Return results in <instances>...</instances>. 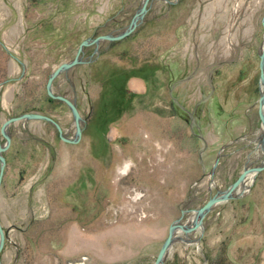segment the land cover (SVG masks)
Instances as JSON below:
<instances>
[{"label": "rangeland", "instance_id": "obj_1", "mask_svg": "<svg viewBox=\"0 0 264 264\" xmlns=\"http://www.w3.org/2000/svg\"><path fill=\"white\" fill-rule=\"evenodd\" d=\"M140 3L0 0V123L39 112L72 138L47 76L83 38L121 32ZM146 8L130 34L84 46L53 79L80 115L77 142L43 120L7 126L0 264H152L173 220L192 227L194 209L264 162V0ZM250 173L201 227L173 235L162 264H264V169Z\"/></svg>", "mask_w": 264, "mask_h": 264}, {"label": "water", "instance_id": "obj_2", "mask_svg": "<svg viewBox=\"0 0 264 264\" xmlns=\"http://www.w3.org/2000/svg\"><path fill=\"white\" fill-rule=\"evenodd\" d=\"M147 2H148V0H141L139 7L132 14V16L130 17V19L126 25V27L121 32H119L117 34H109V33L101 34V35H97L93 38H83L78 43L73 57L68 61L59 62L51 70V72L47 76L46 81H45V85H44L46 95L51 99H56V100L63 102L72 115V121H73V125H74V135L72 138H67L66 136H64L62 134V130H61L59 124L53 118H51L50 116H48L46 114H42L39 112H23V113L18 114L16 116L8 117L0 123V136L4 139V141L2 143H0V182H1V179L3 176V171H4V166H5V158H4L2 153L7 149V147L10 144V136L8 135V132H7V126L11 122H15V121L22 120V119L43 120L45 122L50 123L55 128L57 136L61 141L67 142V143H75L78 141L79 136H80V132H81V128H80V124H79L80 123V115L78 113L76 105L72 100H70L69 98H67L64 95L54 94L51 90L52 81L60 72L67 70L70 67H72L73 65L81 62L80 54L82 53V48L84 46H88L90 44L96 45L100 40H110V41L119 40V39L126 37L128 34H130L134 30L136 25L140 22L144 13L146 12ZM263 58H264V44H263V46L259 52V83H261V88L259 87V96L257 99V101H258L257 117H258V119L260 121V125L262 127L261 142H262V146L264 148V115L261 113L260 107H259L260 102L264 101V76H263L262 66H261V60ZM261 169H264V162L261 165H257V166L251 167V168H243L241 170V172L238 174V176L229 184V186L226 189L213 194L208 199H206L205 202L202 203L199 207L194 209V212L196 215V221L194 222V225L190 229H185V230L189 231V230L195 228L196 226H199V225L201 226L202 217L213 205H215L219 202L225 201V200L234 196L231 194V192L242 181L243 177L245 176V174L248 171H252L253 173H256V172L260 171ZM183 211L184 210L181 211V214ZM180 216L177 219L173 220L169 224L168 229H167V234H166L162 244L160 245L152 264H162L163 258L165 256L168 248L170 247L172 240H173L172 229L175 227V222L180 218ZM3 242H4V231H3L2 226L0 224V251H1L2 246H3Z\"/></svg>", "mask_w": 264, "mask_h": 264}, {"label": "bare ground", "instance_id": "obj_3", "mask_svg": "<svg viewBox=\"0 0 264 264\" xmlns=\"http://www.w3.org/2000/svg\"><path fill=\"white\" fill-rule=\"evenodd\" d=\"M262 48V47H261ZM261 50V49H260ZM261 66H262V72H263V67H264V58L261 60ZM259 87L261 88V83H259ZM263 106H264V101H261L260 102V104H259V107H260V111H261V113L264 115V111H263ZM250 172H252V171H248L246 174H245V176L243 177V179H242V181L237 185V187L236 188H234L233 189V191L231 192V194L232 195H239V194H241V193H235V194H233V192L243 183V181L245 180V178L247 177V176H249V175H253V174H251ZM254 176V175H253ZM248 187L249 186H247V187H244L243 189H242V191L241 192H243V191H246L247 189H248ZM184 213V212H183ZM195 219V221H196V218H193V220ZM181 220V218H179L176 222H175V227L172 229V238H173V235H175V233H177L178 231H180V230H182V229H190L191 227H184L183 225H177V223L179 222ZM194 224V223H193ZM191 225V224H190ZM198 227H201L200 225L199 226H196L195 228H193V229H191V230H189V231H186V232H192V231H194L195 229H197ZM180 229V230H179ZM177 230V231H176ZM176 231V232H175ZM172 242H173V240H172Z\"/></svg>", "mask_w": 264, "mask_h": 264}, {"label": "trees", "instance_id": "obj_4", "mask_svg": "<svg viewBox=\"0 0 264 264\" xmlns=\"http://www.w3.org/2000/svg\"><path fill=\"white\" fill-rule=\"evenodd\" d=\"M49 100V99H48Z\"/></svg>", "mask_w": 264, "mask_h": 264}]
</instances>
